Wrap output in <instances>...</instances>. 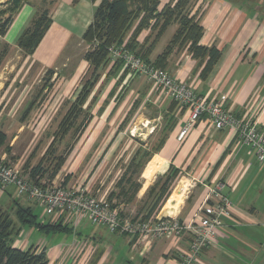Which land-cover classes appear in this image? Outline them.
Wrapping results in <instances>:
<instances>
[{"label": "crops", "instance_id": "0c3cea01", "mask_svg": "<svg viewBox=\"0 0 264 264\" xmlns=\"http://www.w3.org/2000/svg\"><path fill=\"white\" fill-rule=\"evenodd\" d=\"M6 1L8 0H1L0 3ZM101 1L48 0L52 2L49 12L51 24L38 47L29 55L20 49L17 43L39 8L42 7V1L23 0L7 34L1 39L11 47V50L17 48L20 54L18 63H8L2 68L0 75V90H8L7 101L12 99L13 92L17 89L22 92L31 91L42 83V86L44 83L48 84L44 92L50 91L57 80L63 81V86H78V89H82V79L90 70L93 72L90 64L85 60V53L93 46L87 44L83 36L92 24ZM245 1L191 0L186 13L195 16L204 30L200 45L217 47L221 50V57L211 72L206 77H202L208 58L195 59L188 45H177L173 48L164 71L179 81L187 83L198 95L206 97L210 102L219 101L225 96L226 109L237 117L254 123L264 135V0H248L244 3ZM176 2L177 0H161L159 11L167 4L173 7ZM138 23L139 20L129 31L121 46L126 48V43L133 35ZM153 24L154 21H150L149 25L140 31L136 40L141 45L154 44L149 64L155 67L153 62L170 44L180 28V23L174 20L163 29H161L163 20L157 27ZM8 54L10 51L3 60L8 58ZM3 60L1 66L4 63ZM118 63L119 61L108 57L107 63L97 70L93 86L83 104V112L95 86L104 77L103 79L108 82L112 81V85L103 100L104 104L98 108L100 115L106 113L104 108L110 106L109 99L113 97L115 103L111 113L107 115L117 111V103L120 101L134 102V104L152 102L161 112V125H164V128L162 131L154 130L149 136L151 140L158 135L154 148L149 150L151 156L141 173L145 182L140 180L141 177L138 179L141 184L139 192L130 201L114 199L111 203L122 210L133 206L135 201L137 205L142 204L149 188L153 187L169 168H172L179 172L177 180L186 179L189 187L185 189L186 185L183 182L177 186L178 188L166 203L167 217H177L181 222L188 224L196 219L210 191L223 184L222 194L232 203V215L223 220L219 238L203 252L196 264H264V162L257 159L255 151L248 144L243 143L236 132L215 129L205 116L200 118L180 140L179 135L187 124L189 110L181 105H174L170 98L153 89L150 83L134 75L125 68L124 64L118 65ZM48 71L53 73L46 83L44 78ZM41 95L37 97L36 93L29 102H22L24 99L22 94L17 96L15 102H0V126L1 123L7 122L5 131L3 130L7 135V141L0 151V158L19 168L21 173L28 178H30L31 169L43 162L44 167L49 169L36 181L42 185H58L57 181L64 167L73 155V158L77 156V160L79 156L85 159H88L89 155L93 156L90 159V169L91 171L96 169L98 162L95 156L104 154L107 146L104 142L103 146L100 145V141L104 140L105 132L89 135L90 124L95 121V117L91 115H86L85 120H80L79 117L75 125L60 140L62 143L72 133L75 138L74 143L66 152L65 162L55 176L52 175L51 162L46 166L49 157L47 160L41 158L36 165H31L29 160L33 154L23 164V169L12 162L17 160L14 157L16 154L13 145L25 132L26 127L28 129L31 127L37 113L46 103L41 102L43 99ZM118 95H120L119 98ZM34 99L35 102H32ZM18 108L20 112H23L19 124L14 118ZM30 108L31 110L27 112ZM5 112L8 113L5 114ZM11 115H13L12 118ZM170 121L171 126L168 127ZM14 129H17L16 133H13ZM57 131L58 128L46 151L52 145L55 146ZM10 137L12 141L9 143ZM83 141L85 145L81 146ZM142 149L148 151L146 145ZM130 165L131 161L127 164L122 176ZM149 166L151 167L150 172L146 178H143ZM80 175L75 166V169H70L69 172L63 174L65 179L62 185L75 188L73 187L77 182L75 177ZM120 179L116 183L115 191L118 190L117 184ZM78 188L94 195L89 185H79ZM14 190L17 192L15 198L12 195ZM95 192L97 195H102L99 190ZM112 192L106 193L108 197ZM181 194L182 199L177 206V199ZM23 201L31 202L33 206H25ZM149 201L146 204L145 200L139 209L140 217L146 215ZM16 203L31 207L41 223H62L63 226L68 227L69 231L60 234L72 235V241L64 238L55 240V235L59 234L56 232L45 233L47 236H54H52L50 245L48 244L50 241H43L40 238L35 244L28 243L29 239H25L22 243L17 241L14 244L15 247L21 249L34 247L38 252H45L53 264H75L74 259L78 260L76 264H81L82 261L90 264H177L178 258L188 250L192 240V235L188 232L170 239L149 237L140 239L112 234L105 227L98 226L96 230L83 235L80 225L84 220H88L86 217H73L65 214L49 216L41 203L19 195L15 187L0 189V209L12 212L13 217L12 209ZM36 209L40 213H36ZM158 214L162 216L161 212ZM122 216L125 217L124 214ZM105 233L112 235L109 240H106ZM103 242L102 251H99ZM77 247L81 250L78 255L75 254Z\"/></svg>", "mask_w": 264, "mask_h": 264}, {"label": "trees", "instance_id": "16d2710c", "mask_svg": "<svg viewBox=\"0 0 264 264\" xmlns=\"http://www.w3.org/2000/svg\"><path fill=\"white\" fill-rule=\"evenodd\" d=\"M41 1L42 7L39 8L36 16L23 32L17 43L18 47L29 55L38 47L51 24L49 12L52 2H48V0ZM190 1L191 0H177L173 7L167 4L161 11H159L161 0L101 1L94 14L92 24L83 36L84 41L93 46L91 50L85 53V60L90 64V68L93 70L92 78L83 84L77 99L71 103L68 111L59 124L56 133L57 138L54 142L62 140L83 113V104L86 102L90 88L93 86L97 70L104 66L108 61L109 47L114 44L119 46L124 44L127 34L138 20L139 23L134 30L133 35L126 43V48L136 56L141 57L147 63L151 61L149 57L154 44L150 46L145 44L141 45L136 40L140 31L148 26L150 21H154L153 25L154 27H157L163 20V25L161 27V29H163L167 25H170L172 21L177 20L180 23V28L164 52L153 62L155 67L165 70L167 60L171 55L173 48L177 45H188L193 58H208L207 64L202 72V77H206L211 72L221 57V50L215 46L205 47L200 45L204 30L196 20L195 16H190L189 13H186V8ZM22 2L23 0H8L5 3H0V36L5 37L7 34L14 16L19 10ZM8 48L7 45H4V48L0 53L2 57L6 54ZM118 61V65H123L121 60ZM52 73V71L47 72V75L44 78L46 83ZM47 86L48 84L44 83L39 90V93H37V97L44 92ZM32 102H35V99ZM173 103L174 105H179L175 101H173ZM30 110L31 108L28 109L27 112ZM169 126H171V121L168 124V127ZM6 141L7 135L0 128V151L5 146ZM51 149L55 153L56 148L54 145L51 146ZM150 156L151 152L143 150L142 148L138 149L134 158L131 160L129 169L124 173L117 184V192H112L108 197L110 203L114 199L127 202L136 196L141 189V184L138 181L139 175ZM66 157L67 153L53 158L54 161H51L50 163L53 176H55L60 170ZM48 169L49 168L44 167L43 162L39 163L30 171L29 175L31 180L39 184L36 182L37 179L47 172ZM150 169L151 167L149 166L144 172L145 175L143 178H146ZM178 178L179 172L169 168L156 184L149 188L146 193V204L149 200L150 201L147 206V213L143 217L144 219H149L161 211L171 195L173 182ZM12 210L15 219L12 217V212L0 209V264H53L49 261L47 255L43 251L38 252L34 247L26 250L15 247V239L22 229L26 227L35 228L46 234L56 232L64 233L69 231L68 227L63 226L62 223H41L31 207H24L18 203L15 204V207Z\"/></svg>", "mask_w": 264, "mask_h": 264}, {"label": "built area", "instance_id": "2783aa9c", "mask_svg": "<svg viewBox=\"0 0 264 264\" xmlns=\"http://www.w3.org/2000/svg\"><path fill=\"white\" fill-rule=\"evenodd\" d=\"M108 51L112 60H121L125 68L146 80L153 89L189 110L190 115L179 135L180 140L205 116L215 129L236 132L240 140L255 151L257 159L264 162V135L254 123L227 110L225 96L219 101L210 102L206 97L198 95L187 83L145 62L125 47L114 44ZM10 186H15L20 195L41 203L49 216H85L93 225L105 227L112 234L140 239H170L188 232L192 235V240L188 250L178 258L177 264H196L203 252L219 238L223 220L232 215V203L222 194L224 185L220 184L217 189L210 191L196 219L188 224L177 217H162L159 214L149 219L126 218L108 199L97 198L80 188L37 184L23 175L19 168L0 158V189L5 190Z\"/></svg>", "mask_w": 264, "mask_h": 264}, {"label": "rangeland", "instance_id": "374dc122", "mask_svg": "<svg viewBox=\"0 0 264 264\" xmlns=\"http://www.w3.org/2000/svg\"><path fill=\"white\" fill-rule=\"evenodd\" d=\"M247 2L248 0H246L244 3ZM2 38L3 37L0 36V53L3 50L4 45H7L6 43H4V41L1 40ZM9 51L10 54H8L7 56L8 58L3 60L4 56H6ZM4 56L2 57L0 55V75L2 72V68L6 67L8 63H13V64H16V62L18 63L19 60L18 57L20 56V54H18L17 48H15V50H11V47H9L8 51L6 52V54H4ZM2 60L4 62L3 66H1ZM90 78H92L91 70L82 79L81 82L82 85ZM103 78L100 80L97 86H95L92 96L87 101L88 103L84 107L85 111L80 115L79 119L85 120L86 115L89 116L91 115L95 117V121L90 124L89 135L97 132H101V134L102 132H105L104 140L100 141V145L103 146L104 143L106 144L107 146L106 152L104 154L101 153L100 155L95 156V159H97L98 162V167L92 171L90 169L91 166L90 159L93 156L89 155L88 159L79 156L78 160L76 159L77 156H75V158H73L74 155L73 157L71 156L69 162L64 167V171L63 173H61L59 178L60 181L58 180L57 184L62 185L63 180L65 179L63 174L69 172L70 169H75V166H77V171H79L81 175L79 177L77 176L75 177V180L79 183L76 182V184L73 185V187L78 188L79 185H89L95 197L107 199L108 192H112L116 190L117 181L121 178L123 172L127 167V164H129L131 159L134 158V155L136 154L138 149L145 147L146 145V148L148 149L149 152L150 149L154 148L158 135L154 136L151 140L149 136L154 130H156V132L159 130L162 131L164 125H161V121H162L161 112L152 102H140V103L136 102L134 104V102L120 101L117 103L118 104L117 111L111 115H107L109 112L111 113V110L114 106L115 101L113 97L109 99L110 106L108 107L106 106L104 108L106 113L100 115L98 113V108L99 106H102L104 104L103 100L104 98H106L105 96L112 85V81L108 82V80H105ZM63 83H64L63 81L57 80V82L50 91L46 90L45 92L42 93L41 96L43 99L41 102H46L45 105L37 113V116L35 117V120L32 123L31 127L29 129L28 127H26L25 132L19 137V139H17V141L13 145V150L16 154L14 155V157L17 158V160L19 159V161L18 162L17 160L16 161L11 160V161L15 164H18L22 169L24 166L23 164H25L31 158L30 156L33 154H34L33 157L29 160L31 161L30 162L31 165H36L41 158L47 160L48 157L49 158L46 162V166L49 165L51 161H54L53 158H55V156L65 154L68 151L71 144L74 143L75 141V138H73L74 135L72 133L66 139H64L62 143L60 141H56L54 146L56 148L55 153L51 148L48 151H46L50 143H52L53 141L54 132L57 130L60 120L69 109L71 102H74L76 100L79 90L81 89V88L78 89L79 88L78 86L75 87L74 86L68 87L66 85L63 86ZM42 84L37 85L35 87V90H31V91L28 90L22 92L20 89H17L16 91L13 92V97H11L12 99L9 101H7L8 99H6L8 90L7 91L0 90V102H15V99L20 94H22V96L24 97L22 102H29L35 97L36 93H39V89H41L40 87L42 86ZM117 97L119 98L120 95H118ZM7 113L8 112H5V114ZM21 114H23V112H20V109L18 108L15 112L16 117H14L18 124ZM12 117L13 115H11V118ZM80 120L78 121V123L80 122ZM6 124L7 122L1 123L0 127L2 130H4ZM16 132L17 129L16 130L14 129L13 133ZM114 134L116 135L113 138ZM11 141H12V137L9 138L8 142L10 143ZM82 145L83 146L85 145V141L81 142V146ZM81 171H83V173H81ZM141 173L139 177H141ZM85 174L86 176H84ZM140 180L142 182H145V180L142 179V177L140 178ZM181 182H183L184 185H186V188L185 187L184 188L188 189L189 182L186 179H183V181L175 180L171 187V195L173 194L175 189L178 188L177 186H179ZM98 190L101 191L102 195L96 194L95 191ZM16 194L17 192L14 190V192L12 193L13 198L17 196ZM21 196H25V195H21ZM145 200H143L142 204L140 203V205L135 204L137 202L135 201L133 202V206L131 207L129 206V208L127 207L124 210L119 208V210L121 211L122 214L125 215L126 218H135V217L140 218V214H138V212L141 206L143 205V203L145 202ZM166 203H165L166 206L164 205L163 208L161 209L160 211L161 213L163 210L166 212V207H167ZM23 205L33 206V204L28 201H23ZM132 210H134V212H132ZM36 213H40V211L36 209ZM13 218L15 219L14 216ZM80 228H82L83 235H85L88 232L91 233L92 231L96 230V228L98 227L93 225L88 220L86 221L84 220L83 223L80 225ZM52 236L53 235L47 236L45 233L43 232L41 233L35 228L26 227L22 229L20 234L15 239V242L19 241L22 243L25 239H29L28 243L35 244L38 243V239L40 238L43 241L45 240L47 242L50 241L48 242V244L49 243L51 244L52 238L54 237ZM111 236L112 235L105 233L106 240L107 239L109 240ZM60 238L62 239L64 238L66 240L72 241L73 236L59 233L56 234L54 237L55 240H59ZM15 242L14 244H16ZM103 245L104 242L99 251H102ZM79 249H80L79 247L76 248L75 254L77 255L79 254V252L81 251ZM77 261L78 260L74 259L75 264L77 263ZM81 264H90V263H87V261H82Z\"/></svg>", "mask_w": 264, "mask_h": 264}, {"label": "bare ground", "instance_id": "6f19581e", "mask_svg": "<svg viewBox=\"0 0 264 264\" xmlns=\"http://www.w3.org/2000/svg\"><path fill=\"white\" fill-rule=\"evenodd\" d=\"M180 198L177 199V206H179L180 202H181V199H182V194L179 196Z\"/></svg>", "mask_w": 264, "mask_h": 264}, {"label": "water", "instance_id": "95a60500", "mask_svg": "<svg viewBox=\"0 0 264 264\" xmlns=\"http://www.w3.org/2000/svg\"><path fill=\"white\" fill-rule=\"evenodd\" d=\"M163 217H167V213L165 211L162 212Z\"/></svg>", "mask_w": 264, "mask_h": 264}]
</instances>
